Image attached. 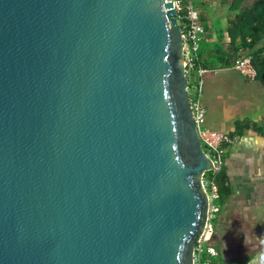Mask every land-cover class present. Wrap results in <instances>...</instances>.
<instances>
[{
    "label": "water",
    "instance_id": "water-1",
    "mask_svg": "<svg viewBox=\"0 0 264 264\" xmlns=\"http://www.w3.org/2000/svg\"><path fill=\"white\" fill-rule=\"evenodd\" d=\"M175 0H0V264H195L217 173Z\"/></svg>",
    "mask_w": 264,
    "mask_h": 264
},
{
    "label": "crops",
    "instance_id": "crops-1",
    "mask_svg": "<svg viewBox=\"0 0 264 264\" xmlns=\"http://www.w3.org/2000/svg\"><path fill=\"white\" fill-rule=\"evenodd\" d=\"M204 29L201 103L204 127L237 136L227 149L231 195L223 204L208 243L218 264H264V79L251 80L233 67L238 40L230 23L257 0H185ZM264 46V40L255 49ZM196 83L197 73L189 75Z\"/></svg>",
    "mask_w": 264,
    "mask_h": 264
},
{
    "label": "built area",
    "instance_id": "built-area-1",
    "mask_svg": "<svg viewBox=\"0 0 264 264\" xmlns=\"http://www.w3.org/2000/svg\"><path fill=\"white\" fill-rule=\"evenodd\" d=\"M175 5L179 12V10L182 9L180 2L175 0ZM187 20L188 26L186 30H184V42L188 68V66L191 64L193 56L199 53L200 42L204 33V29L201 24L198 12L189 6L187 7ZM233 67L243 77L251 80H255L257 78V69L253 64V57L250 54H241V56L236 59ZM206 71L207 70L205 68L198 69V78L195 84L191 83V87H189V94L191 99V107L198 127L202 146L207 152L208 156L213 160L217 172H219L224 167L227 149L235 142L237 136L216 130H210L204 127L205 109L202 106L200 97L203 88V75L206 73ZM188 74L190 75L189 71ZM203 183L208 195L209 209L205 231L195 252V264H218L217 250L215 247L208 245L207 243L210 235L214 231L215 222L217 220L218 214L221 211V207L218 204L219 193L218 188L213 180L208 179L205 176ZM204 252L206 254L205 258L202 256Z\"/></svg>",
    "mask_w": 264,
    "mask_h": 264
},
{
    "label": "trees",
    "instance_id": "trees-1",
    "mask_svg": "<svg viewBox=\"0 0 264 264\" xmlns=\"http://www.w3.org/2000/svg\"><path fill=\"white\" fill-rule=\"evenodd\" d=\"M177 1L180 2L182 7L178 12L177 20L180 22L182 28L186 30L188 26V5H186L185 0ZM230 25L232 38L239 41L233 50L234 63L241 54H250L253 57V64L257 69V79H264V46L255 49L264 40V0H257L253 6L246 8L242 14L235 17ZM199 68H205L203 53L201 52L193 56L191 64L188 66V71L190 75L196 74ZM188 86L191 87V82ZM206 178L213 180L216 184L219 193L218 204L222 208L232 192L225 167L215 174L207 173ZM205 255L204 252L203 258H205Z\"/></svg>",
    "mask_w": 264,
    "mask_h": 264
}]
</instances>
